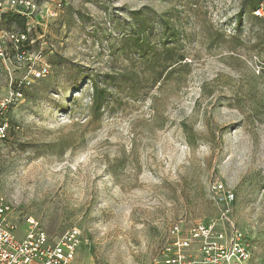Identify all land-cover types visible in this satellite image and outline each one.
Listing matches in <instances>:
<instances>
[{
    "label": "rangeland",
    "instance_id": "obj_1",
    "mask_svg": "<svg viewBox=\"0 0 264 264\" xmlns=\"http://www.w3.org/2000/svg\"><path fill=\"white\" fill-rule=\"evenodd\" d=\"M59 1L30 32L49 75L17 97L29 63L0 61V200L17 236L30 219L55 241L77 228L74 264H151L174 225L227 227L230 211L264 264V0Z\"/></svg>",
    "mask_w": 264,
    "mask_h": 264
},
{
    "label": "built area",
    "instance_id": "obj_2",
    "mask_svg": "<svg viewBox=\"0 0 264 264\" xmlns=\"http://www.w3.org/2000/svg\"><path fill=\"white\" fill-rule=\"evenodd\" d=\"M46 1L48 3L40 15L39 4L35 0H0V61L7 65H13L14 61L29 63L26 76L16 84L17 97H22V90L49 75V66L41 61V52H29L30 44L35 42L30 39L32 28L58 18L62 12L61 1ZM11 14L25 18L26 29L23 32L6 29ZM10 48L16 49V55L10 53ZM10 103L11 99H5L0 105L1 110H7ZM7 129L8 122H0V148L7 140ZM216 190L225 193L227 203L234 200V193L226 191L222 185H217ZM229 216L230 211H224L221 216L227 227L200 223L183 229L174 225L161 258L151 264H250L249 245L243 232L230 222ZM18 229L19 226L11 219V209L0 200V264H74L81 245L79 229H72L56 241L33 219L27 222L23 238L17 236Z\"/></svg>",
    "mask_w": 264,
    "mask_h": 264
},
{
    "label": "trees",
    "instance_id": "obj_3",
    "mask_svg": "<svg viewBox=\"0 0 264 264\" xmlns=\"http://www.w3.org/2000/svg\"><path fill=\"white\" fill-rule=\"evenodd\" d=\"M261 0L257 1L256 4L253 6L254 9H256L257 5L260 3ZM25 18L11 14L8 17L7 25L10 28L12 24H18L21 26L23 31L26 29L25 28ZM178 62H176L173 66L177 65ZM107 99V90L106 89H100L95 87L94 94L92 95V108H91V113L94 118L98 120V122H101V113L103 110V107L105 105V101Z\"/></svg>",
    "mask_w": 264,
    "mask_h": 264
}]
</instances>
